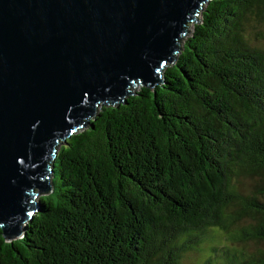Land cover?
I'll list each match as a JSON object with an SVG mask.
<instances>
[{
	"label": "trees",
	"instance_id": "16d2710c",
	"mask_svg": "<svg viewBox=\"0 0 264 264\" xmlns=\"http://www.w3.org/2000/svg\"><path fill=\"white\" fill-rule=\"evenodd\" d=\"M197 16L155 89L131 86L60 143L43 208L21 237L0 231V264H179L213 229L260 247L201 264H264V0Z\"/></svg>",
	"mask_w": 264,
	"mask_h": 264
},
{
	"label": "water",
	"instance_id": "95a60500",
	"mask_svg": "<svg viewBox=\"0 0 264 264\" xmlns=\"http://www.w3.org/2000/svg\"><path fill=\"white\" fill-rule=\"evenodd\" d=\"M215 0H0V231L21 237L52 159L100 105L155 89L186 24ZM182 51V50H181Z\"/></svg>",
	"mask_w": 264,
	"mask_h": 264
},
{
	"label": "rangeland",
	"instance_id": "374dc122",
	"mask_svg": "<svg viewBox=\"0 0 264 264\" xmlns=\"http://www.w3.org/2000/svg\"><path fill=\"white\" fill-rule=\"evenodd\" d=\"M197 21L199 22L200 16H197ZM194 22L189 23V30L191 31L192 29V25ZM250 33V31H249ZM185 38H182L179 42V47L181 49V45L183 43ZM180 51V50H179ZM178 51V52H179ZM177 53H175L174 55L176 56ZM173 55V56H174ZM170 64V63H168ZM137 87H134V90H136ZM110 105V104H107ZM61 144H58L56 151L58 152ZM254 179H251L249 177H237L236 181L234 182L235 188L237 189V191H242L245 192L247 191L250 186L254 183ZM39 195L42 194H36L33 198V201H38L37 197ZM247 220L246 217L242 218V221ZM240 222L239 224H244V222ZM209 234H211V237L209 239H207V241H202L197 248H199V250L196 251H189L186 252L185 254L182 255V257L179 260V264H201V262L206 258L207 255H209L211 253V248L214 247L216 250H218V247L222 246V245H228V244H232L235 246H239L240 248H245L249 251H252L255 248L260 247L259 244H256L252 241H245L244 243L242 242H233V241H228L225 239L224 235L222 234V232L213 229L212 231L209 232ZM264 248V245L262 246Z\"/></svg>",
	"mask_w": 264,
	"mask_h": 264
},
{
	"label": "bare ground",
	"instance_id": "6f19581e",
	"mask_svg": "<svg viewBox=\"0 0 264 264\" xmlns=\"http://www.w3.org/2000/svg\"><path fill=\"white\" fill-rule=\"evenodd\" d=\"M52 169V168H51Z\"/></svg>",
	"mask_w": 264,
	"mask_h": 264
}]
</instances>
